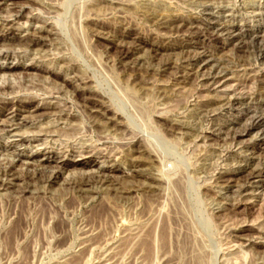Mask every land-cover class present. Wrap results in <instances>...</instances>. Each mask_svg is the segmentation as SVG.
Here are the masks:
<instances>
[{"label": "rangeland", "instance_id": "obj_1", "mask_svg": "<svg viewBox=\"0 0 264 264\" xmlns=\"http://www.w3.org/2000/svg\"><path fill=\"white\" fill-rule=\"evenodd\" d=\"M72 1L70 9L73 8L75 10V7L76 9L82 7V0ZM123 1H129L131 5L124 6L121 14L115 15L114 20L109 17L107 22L113 26V23L117 21L118 24L116 26L115 23L114 27L116 26L122 35L127 34V32L130 33L129 37L112 40L110 35H106L104 38L100 37L97 33L99 29L96 27L90 26L91 32L89 31L86 34L81 26L78 24L73 25L76 37L82 44L84 43V52L75 47L67 31L64 32L65 34L67 33V35H64V38L69 39V41L68 39L65 40L68 42V45L70 44L69 47H72V55L79 60L82 67L88 73H94V80H97V83H101L102 81L101 90L104 89L105 96L110 100L112 109L119 110L118 114L122 118L119 119L120 122L128 126L130 131L132 130L140 138L139 142L133 143L132 149L142 152L147 148L153 154V158L151 157L150 159L155 161V165L153 166V171L151 170V173L153 172L151 175L159 178L161 182L156 187L155 197L150 199L143 189L144 186H148L147 180L133 178L132 171L128 170L125 165H119L121 164V158L125 160L126 157L131 156L134 159H145L146 161L148 157L138 152L131 153L130 149L126 148V146L122 148V145H125L127 140H124V137L119 135L120 132L117 133V136H114L112 131H110V135L108 136L110 138L108 141L109 146L113 152L120 151L114 160L115 162L103 163V159H94L95 163L91 166H78L75 163H79L82 160L87 161L89 157H91L89 159H93L92 155L79 157L76 154H62L60 156L61 160L69 162V164L63 167L64 169L59 180H55L49 184H41L37 187L34 186L35 191L33 190L32 195L23 198H19L16 191L0 190V264H264V247L257 246L264 244V237L257 239L256 236H253L254 238H252V242L250 243L237 239L240 236L244 237V235L251 234V232H241L242 229L246 231L252 227V229L264 227V177L251 181L249 194L245 193L243 196L245 198L244 204L235 210L228 209L229 203L235 197L230 191H234L238 185L245 183V178L241 175V177H238L231 184H213L214 178L218 173L223 174L230 172V170L237 172L235 168L239 166L243 167L245 164L239 163L241 158L231 163L223 162L224 159L220 160L225 150L230 149L232 152L234 151L233 153H240V156L251 157L250 166L244 167L246 168V173L250 167H257L256 165L264 159V150L262 148L254 149L258 141L252 135L244 137L242 144H229L230 135L228 136L229 133L226 128L230 125L229 119L232 113L227 115L226 118L220 117L214 121L206 119H190L188 121V119H184L194 109L197 101L206 99L207 97H220L224 93L230 95L234 90H237L235 93L241 90L251 92L256 88V80L248 81L242 89L236 86V82L229 81L223 87L221 85H214L210 90H205L202 86V78L199 76L194 77L198 72L197 68L192 69L188 66L182 60L184 54L182 56V54H178L177 52H162L155 56L152 54L150 57H154L152 58L154 59L153 62L144 60L143 65L135 67L133 63L136 59H143L148 55V52L146 53L145 50L139 49L129 59H124V61L122 59L121 63L118 64L115 60L116 54L124 47H132L135 38L141 37V39L149 41L151 40L150 32L159 33L161 37L165 34L164 32L157 31L156 27L146 19L144 10L140 8V5L144 3L148 4V1L149 3H153L158 0ZM163 1L170 9L176 10L184 16H189L192 12L189 9L190 2H196V0ZM257 1L214 0L213 2L215 5L223 4L222 6L224 7L235 9L240 4L258 6ZM137 7H139L138 10H135ZM36 14L37 12L30 14L28 10H25L23 15L17 19L13 20L11 18L10 21H13L10 23L12 30L9 32L0 31V36L4 35L16 38L25 35V32L21 33L22 30L28 29V20ZM120 15L122 19H117ZM2 16L6 17L7 15L4 13L0 14L1 19L3 18ZM192 17H195V15H192ZM237 18L234 23L238 27L247 26V28H253L258 25L259 21V19L251 17L245 20L242 17ZM70 19H67V24H70L67 25V30L71 26ZM229 20L230 18L228 19L225 16L221 17L219 21L228 22ZM263 30L264 27H260L261 33H263ZM151 38L152 42L157 43L159 46H165L168 42L164 40L158 42L154 39V36ZM89 39H91V42H88ZM13 42L0 39V50H17L22 47L21 44L19 46V42ZM90 43L95 49L92 53L91 50L86 49L88 46L90 47ZM188 43L192 48L184 51L191 55L205 47L215 51L217 58L227 60L226 62H229L227 67L231 70L229 71L231 73L228 75V78L238 77L244 79L248 77L244 72L235 71L233 68V62L235 61L232 59L237 54L236 48L238 43H227L225 41L212 42L205 38H198ZM145 47L146 49L148 48L147 46ZM42 50L46 52H40L39 54L35 52L32 55L35 58L30 56V59L32 58L36 61L45 60L44 63H47L49 58H53H44L43 56L44 53L50 50L49 47L42 48ZM230 57L233 58L231 59ZM86 61L89 63V66ZM165 61L174 62L177 66L182 67H180L181 72L177 76L186 77L190 75L192 77L178 84V82L173 81L175 73L172 69L167 70L162 76H148L145 73L149 69L158 70L160 68L159 64L161 65ZM248 61L250 65L255 64L252 68L256 67L254 69L255 72L250 75H255L257 78L262 79L264 72H261L259 67L256 66L254 58L249 57ZM22 62L27 64L30 63V60L11 58L6 61H0V64L14 68L13 72L18 74L21 70L17 67ZM135 70L137 75L140 76L139 78L144 79V82L146 80V83L138 85V82H131L129 75L134 74L133 71ZM30 73L37 75L35 79L40 82L45 81L47 85H42L43 87L46 86L48 90L56 85L60 87L61 80L59 79L50 80L46 79L43 74H38L34 71ZM118 74L120 81L116 82L115 76ZM4 78L7 77L5 76ZM9 80L13 82V77H10ZM30 85V83H22L20 87L18 85L17 94L7 96V98L3 97V101H0V108L3 107L1 103H7L10 100L14 103L17 101L28 102L33 100L34 105L38 102L41 104L42 101H51V99L47 98L48 95L44 93L47 90L46 87L45 89L42 88V90L38 88L31 90ZM191 94H194L193 98L189 97ZM32 96H38L40 100L39 98L32 99ZM65 99L64 97L59 100L64 102L66 101ZM52 101L56 102L55 99ZM186 101H188V104L184 108L183 105ZM68 102L73 103L70 99H68ZM29 111L27 114L22 113L18 116L15 123H22L21 120H28L29 118V120L33 121L34 118L30 117L33 109ZM11 112V110H7L0 113V127L3 122L9 121L12 118ZM80 112L79 109H74L71 112L76 117L73 124H77L84 129V127H87V120L85 119L88 118H85L86 115L80 114ZM40 113L41 115L43 114V112ZM48 114L46 117L39 114V118H36L37 120H41V125H38L40 127L38 128L39 130L28 126L21 128V132L26 131L30 132V135H33V133H38L41 127L42 130L44 128L47 129L46 126L49 129V126L54 124V126L57 125L56 127L59 128L61 121L57 122L53 114ZM159 114L169 120L187 123L189 128L197 129L198 133L201 132L203 135H212V131L216 130L215 135L217 136L214 135L211 137V140H201V137H198L200 135H195L191 139H185L182 133L186 132H181V134H166L167 123L159 117ZM91 120L92 122L95 121ZM91 120L88 119V122L92 123L90 122ZM220 128L221 130H218ZM38 134L42 135V133ZM98 135L100 134L95 132L92 137H87L86 139L90 141L86 142L85 145H97ZM41 138L43 141L44 137L42 136ZM14 140L16 139L11 138L9 142ZM42 141L36 144L40 145L41 143L43 145L46 143V146L50 147V144L47 145L50 139L46 142L44 141V143ZM63 142H58L55 145H51V147L53 149L58 145H62L63 147L66 145V142ZM36 144L33 146H36ZM77 144L79 143H74V145ZM42 145L37 146V149H41L42 151L45 144L44 146ZM98 145L100 146V144ZM12 147L14 146L12 145L8 152H0V160L5 159L2 164L11 159V152L15 149L18 152L25 149L24 146ZM209 149L214 150V152H208ZM247 149L251 151L246 152ZM34 150L29 147L24 153L31 156L34 154ZM251 153L253 155H250ZM43 158L46 159L47 156L43 157V155H39L37 160L40 161ZM202 159H205V161H200ZM22 161H18L15 158V171L20 172L21 169H24L21 165ZM117 165L122 168L125 167L124 170L122 172L107 171V169ZM56 166L58 165L55 163H45L46 176ZM202 166H204L203 168L212 167L208 175L202 174L200 170ZM144 169L148 171L150 168L145 165ZM159 170L162 172H159ZM75 171H80L88 176L104 175L105 181L103 184L95 185L92 194L81 198L75 197L72 204L68 205L67 201L71 197L76 196V194H74L72 189L67 188L63 179H67L69 175H75V173H72ZM227 185L231 189L223 190L225 189L223 187ZM210 187L212 191L220 192L222 197L214 198L212 191H208ZM120 188L129 189L130 192L125 195L120 194L116 191V189ZM18 215L21 217L22 222L24 220L23 223L26 224L23 228L27 226L26 230L22 229V238L16 236L17 229L11 231L12 223ZM61 219L65 221V231H67L63 233V236L55 230V224ZM25 233L26 235H24ZM65 234L67 236H64ZM63 237L66 238L65 245L59 248L56 247V241ZM90 240L96 241V243L91 247L85 244L81 245Z\"/></svg>", "mask_w": 264, "mask_h": 264}, {"label": "bare ground", "instance_id": "obj_2", "mask_svg": "<svg viewBox=\"0 0 264 264\" xmlns=\"http://www.w3.org/2000/svg\"><path fill=\"white\" fill-rule=\"evenodd\" d=\"M213 1L214 0H196V2L194 3H192L193 1L190 2L191 4L189 9H191L190 11L192 12L191 14L189 13V16H184L183 14L178 13V11L170 9L163 0H158L153 3H149L148 1V4L144 3L140 5V8L144 10L146 19H148V21L156 27L157 31L164 32L165 34L163 35V37H161L159 33L155 34L150 32L151 40L149 41H145L141 39V37H134L135 41L133 43V46L128 48L124 47L123 49L119 50L116 54L115 60L119 64L121 63L122 59L123 61L124 59H129L134 55L136 50L142 49L145 50L146 53L148 52V55L143 59H136L137 61H134L133 65H135V67H139L143 65L142 63L145 62L144 60H146L147 62H153V56L161 54L162 52H177L178 54H182V56L184 54V59L182 58V60L192 69L197 68L196 70L198 72L195 71L197 73L195 76H193H199L202 78V86L205 88V90H210V88L214 85H221L223 87V85L229 81L236 82V86L241 87L242 89L248 83V81L253 79L256 80V88L251 92H244L240 89L241 91H239L238 93H235L237 90H234L230 95L227 93H222L223 95L220 97H207L206 99L197 101L195 103L194 109L191 110L190 113L184 117V119H188V121L190 119H206L209 121H214L220 117L226 118L227 115L232 113L229 119L230 125L228 128H226L229 133L228 136L230 135L229 144H242L244 137L252 135L258 141V143L254 146V149L262 148V150H264V77L262 79H259L255 75H250L251 73L255 72L254 69L256 67L252 68V66H254L255 64L250 65L248 63L249 57H253L254 63L256 62V66L259 67L261 72H264V30L262 31L263 33H261L260 31V27H264V0H258V6H248L240 4L235 9L224 7L222 6L223 4L215 5ZM249 1L254 2V0ZM72 2V0H0V14L4 13L7 15L6 17L2 16V19L0 18L1 32L11 31L12 27L10 26V23H12L13 21H10V19H17L18 17L23 15L25 10H28V13L30 14H32L33 12H37L36 15H33L30 20H28V29L22 30L21 33L25 32V35L16 38H11L4 35L0 36V39L8 40L11 42L17 41L19 42V46L20 44L22 46L17 50H0V61H6L11 58L22 59L26 61L30 60V63L25 64V62H22L20 65L18 64L19 66L17 68L21 70V72H19L18 74L13 72L14 68L0 64V101H3V97L7 98V96L17 94L16 90L18 89V85L20 87L22 83H30L31 90L36 88L40 90H42V88L45 89V85H47L45 84L46 82H40L39 80L35 79V76L37 75L31 74V71L45 75L46 79L61 80V84H59L60 87H57L56 85L49 90L46 87L47 90L44 93L45 95H48V99H51V101L49 102H43L41 99L42 103L40 104L38 102L36 103V105H34L33 100L28 102L17 101L16 103L10 100L7 103H1L3 104V107L0 108V113H3V111L11 110L12 118L9 119V121L3 122L0 127V152H8L12 145L14 146L12 148L24 146L25 149L19 152L17 151V149L12 151V156H10L11 159L7 160L5 164H2L5 159L0 160V190H13L14 192L16 191L19 195V198H23L25 196L32 195L33 190L35 191L34 186L37 187L41 184H49L54 182L55 180H59L61 177L60 175L62 174V170L64 169L63 167L69 164V162L67 163L64 160H61L60 156L62 154H76L79 157H85L84 155H92L93 159H89L91 158L89 157L87 161L84 159L85 161L82 160L79 163H75V165L78 166H91L95 163L94 159H103V163L113 162L119 155L118 153L120 151L113 152L111 147L109 146L108 141L110 138H108V136L110 135L109 132L112 131V134L114 136H117V133L120 132L119 135L124 137V140H127V143H125V145H122V148L123 146H126V148L128 147L130 149L131 153L138 152L139 154L146 155L148 157L146 161L145 159H134L131 156L126 157L125 160H122L121 158V164L119 165H125L128 170L132 171L133 178L147 180L148 186H144L143 189L147 193L146 195H148L150 199H153L155 197V191L157 189L156 187L159 183H161L159 178L151 175L153 173H151V170L153 171V166L155 165V161H152L150 159L151 157L153 158V154L149 151L150 149L148 150L147 148L142 152L138 150L134 151L132 149L134 145L133 143L139 142L140 138H138L137 134L132 132V130L130 131L128 126L120 122L119 119L121 118V116L118 114L119 110L117 111L116 109H112V105L109 102L110 100L105 96L104 89L101 90L102 81L101 83H97V80H94V73H88L86 69L82 67V65L79 63V60L72 55V47H69L70 44L68 45V42L65 40L68 38H64V35H67L68 33L75 47L78 50L80 49L84 52V43L82 44V42L76 37L77 35H75V29L73 28V25L78 24L79 26H81L86 34H88L91 30L90 26L96 27L99 29V32L97 33L100 37L104 38V36L110 35V38L112 40L123 39V37L125 39L129 37L130 33L127 32V34L122 35L120 30L116 28L118 24L117 21L115 22V27V23H113L114 25L111 26L107 21L109 17L114 20L115 15L121 14V12H123L124 6H130L131 4H129V1L123 0H82V7L77 9L75 7L74 10L73 8L70 9ZM138 8L139 7L135 8V10H138ZM192 15H195V17H192ZM225 16L228 19L230 18L228 22L219 21L221 17ZM237 17H242V19L244 20L248 17L257 18L259 19L258 25L253 28H247V26L238 27L234 23ZM68 18H71V26L67 30V25H70L67 24ZM117 19H122L121 15ZM107 30L108 32L105 33V31ZM66 31L67 33L65 34L64 32ZM152 36H154V39L158 42L161 40L168 42L165 46H159L157 45V43L152 42ZM198 38H205L212 42L225 41L227 43H238L236 48L237 54L234 58L232 57L233 59L231 57L230 58L235 61H232L234 64V70L242 71L248 77L244 79L238 77L228 78V75L231 73L229 72L231 70L227 67L229 62H226L227 60L217 58L215 54L216 52L213 50H209L204 47L201 48L199 52H196L192 55L184 51L186 49L192 48V46L188 42H191ZM88 42H91V39H89ZM145 46H147L148 48L146 49ZM45 47H49L50 50L47 51V53H44V58L53 57L52 59L49 58L48 62L46 60L47 63H44L45 60L36 61L35 59H30V56L34 55L35 52L38 54L40 52H46L42 50V48ZM86 49L91 50V53L94 52L93 50H95L91 43L90 47L88 46ZM83 52L81 53L83 54ZM152 54L153 56L150 57V55ZM87 58L89 59L88 56ZM87 64L89 66L88 62ZM159 67L160 68H158V70L149 69L145 71V73L148 76H162L167 70L172 69L175 73L173 81L178 82V84L183 83L184 81L189 80L192 77L190 75H187L186 77L177 76L181 72V66H177V64H175L174 62L170 63L165 61L164 63H161V65L159 64ZM133 72L134 74L129 75L131 78V82H138V85L147 82L146 80L144 82V79L139 78L140 76L137 75L136 70ZM5 76L7 78H4ZM10 77H13L14 83L12 82V80H9ZM115 80L116 82L120 81L119 74L115 76ZM15 82L17 83L16 85ZM42 84H45V87H43ZM62 97H65L66 101H60L59 99H63ZM189 97L193 98L194 94H191ZM36 98L39 97L32 96V99ZM54 99L56 100V102L52 101ZM68 99L73 101V103L68 102ZM187 104L188 101L184 103L183 107L186 108ZM30 109H33V111L31 112L32 115H30V117L32 116L34 118L33 121L29 120V118L28 120H21L22 123H15L18 116H20L22 113H29ZM74 109H79L81 111L80 114L82 113L86 115H84L85 118L87 117L89 120L93 119L95 121L92 122L91 120L90 122L92 123H89L88 119H85L87 120V127H84V129L79 127L77 124L74 125L73 122L76 117L71 113L72 111H74ZM40 112H43V114L41 115ZM47 112L50 115L53 114L57 122L61 121L59 128L56 127L57 125L54 126L55 124L50 125L49 129L48 126H46L47 129L44 128V130H42L41 127L38 133H42V135L38 134L37 132L33 133V135H30V132H21V128L23 127L31 126L34 127V129L40 128L38 125H41V120H37L36 118H39V114L41 116L45 115L44 117H46V115L48 114ZM159 117L164 119L167 123V127L165 129L166 134H181V132H186L182 133L185 139H191L195 135H200L198 137H201V140H211V137H213L216 132V130H213L211 133L212 135H203L201 132L198 133L199 131L197 129L189 128V125H187V123L166 119V117H162L161 114H159ZM42 119L44 120V118ZM35 121H37V123H35ZM218 130H221V128ZM95 132L100 134L98 135L97 139V142L98 144H100V146L98 144H90L86 146L85 143L90 141L86 138L92 137ZM40 136L44 137L43 141ZM11 138H15L16 140L9 142V139ZM48 139H50V142L47 145L50 144V147H47L46 143H44V141L46 142ZM40 141L45 144V147L42 151L41 149H37V146L42 145L41 143L40 145L36 144ZM61 141L66 142V145L63 147L62 145H58L55 149L51 147V145H55ZM76 142H78L79 144L74 145V143ZM34 144H36V146H33ZM44 144L42 146H44ZM29 147L35 149V155L32 154L31 156H29L28 154L24 153L28 150ZM119 149L121 150L120 147ZM210 151L214 152V150L212 149H209L208 152ZM249 151L251 150L247 149L246 152ZM233 152L230 149L225 150L223 153L224 155L222 158H220V160L224 159L223 162L231 163L234 161L236 162L238 158H241L239 163H245L244 166L235 168V170L237 169V172H235L234 170H230V172H225L223 174L218 173L214 178L213 184H231L235 180H237L238 177H241V175L243 176V178H245V183H243L242 185H238L234 191H230L235 195V197H233L234 199H232V202L229 203L230 205L228 209L235 210L239 206L244 204L243 202L245 201V198H243V196L245 193L247 194L249 192V186L250 184H252L251 181L262 179L264 177V159L261 160L258 165H256L257 167H250L246 173V168L244 167H246L247 165L250 166L251 157L249 158L245 155L240 156V153L238 154ZM39 155H43V157L47 156V158H43L44 160L42 159L39 161L37 160V157H39ZM250 155L253 154L251 153ZM15 158L18 159V161H22L24 159L21 164L22 168L24 167V169H21L20 172L15 171ZM200 161H205V159H202ZM45 163H55L58 166L54 167V169L50 171L46 176ZM119 165L109 168L107 169V171L122 172L125 167L122 168ZM145 165L150 168L148 169V171L144 169ZM203 167L204 166H202V168L200 169L202 171V174L208 175L212 170V167ZM159 172L162 171L159 170ZM72 173H75V175H69L67 179H63L66 183L67 188L69 187L70 189H72L74 194H76V196L71 197L67 201L68 205L72 204V201L75 197L81 198L85 195L92 194L93 188H95L94 186L101 183L103 184L105 181L104 175L96 174L97 176H88L85 173H81L80 171H75ZM223 188H225L223 190L231 189V187H229L228 185ZM208 189L209 192L212 191L211 187ZM116 191L123 195L130 192L129 189L121 188L116 189ZM212 193L214 195V198L222 197L220 192L212 191ZM23 222L21 217L18 215L12 223L13 225L11 231L17 229L18 231L15 233L17 237L20 236L22 238V229L24 230L25 228H27V226L23 228L24 225H26ZM252 228L246 231L242 229L241 232H251V234H243L244 237L240 236L237 239L250 243L252 242V238H254L253 236H256L257 239H261L264 237V227L261 226L258 229ZM65 229V221L63 219L59 220L55 224V230L58 231L61 236H63V233L67 232L65 231ZM24 235H26V233ZM64 236H67V234H65ZM65 240L66 238L64 237L60 240H57L55 246L58 248L63 247L66 243ZM92 241H86L81 245L85 244L88 247H91L92 245H94V243H96V241ZM257 246L264 247V244Z\"/></svg>", "mask_w": 264, "mask_h": 264}]
</instances>
